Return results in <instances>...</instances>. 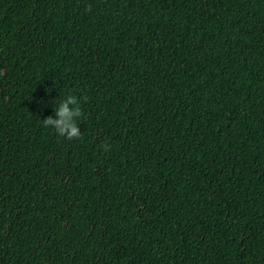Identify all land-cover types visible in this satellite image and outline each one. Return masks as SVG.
<instances>
[{
  "label": "trees",
  "instance_id": "1",
  "mask_svg": "<svg viewBox=\"0 0 264 264\" xmlns=\"http://www.w3.org/2000/svg\"><path fill=\"white\" fill-rule=\"evenodd\" d=\"M0 264H264V0H0Z\"/></svg>",
  "mask_w": 264,
  "mask_h": 264
},
{
  "label": "clouds",
  "instance_id": "2",
  "mask_svg": "<svg viewBox=\"0 0 264 264\" xmlns=\"http://www.w3.org/2000/svg\"><path fill=\"white\" fill-rule=\"evenodd\" d=\"M69 105H75V107L70 108ZM55 111L58 119L48 117L43 120V124L52 126L59 136L65 137L67 140L80 138L81 132L77 126V118L82 116V109L77 103L76 96L68 94L63 102H59Z\"/></svg>",
  "mask_w": 264,
  "mask_h": 264
}]
</instances>
